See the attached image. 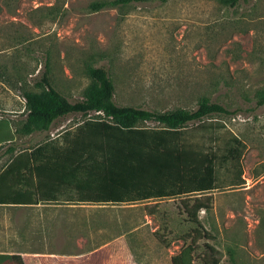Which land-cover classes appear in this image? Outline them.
<instances>
[{"label": "rangeland", "instance_id": "rangeland-1", "mask_svg": "<svg viewBox=\"0 0 264 264\" xmlns=\"http://www.w3.org/2000/svg\"><path fill=\"white\" fill-rule=\"evenodd\" d=\"M0 0V173L36 148H64L101 113L71 114L48 132L25 128V92L47 67L70 102L104 68L118 106L230 115L188 124L182 143L216 160L209 193L119 205L0 206L6 264H264V0ZM155 128L153 122L139 123ZM235 150L233 159L226 157ZM21 189H25L23 184Z\"/></svg>", "mask_w": 264, "mask_h": 264}, {"label": "trees", "instance_id": "trees-1", "mask_svg": "<svg viewBox=\"0 0 264 264\" xmlns=\"http://www.w3.org/2000/svg\"><path fill=\"white\" fill-rule=\"evenodd\" d=\"M131 1L156 0H113L91 7L97 10ZM239 1L225 2L234 7ZM88 74L91 84L81 100L70 102L60 94L51 84L47 67L35 84L40 92L23 94L28 133L48 132L55 121L71 114L95 112L104 117L79 124L64 148H36L25 154L26 175L20 163L9 164L0 174V204H136L209 193L216 188L215 164L220 157L187 149L182 131L208 116L230 115L227 109L207 100L199 102L193 111L155 112L118 106L107 71L89 68ZM256 105H264V90ZM144 122L158 126H138ZM234 153L229 149L226 157L233 159ZM21 184L26 188L21 189ZM13 259L19 258L0 254V264Z\"/></svg>", "mask_w": 264, "mask_h": 264}, {"label": "crops", "instance_id": "crops-1", "mask_svg": "<svg viewBox=\"0 0 264 264\" xmlns=\"http://www.w3.org/2000/svg\"><path fill=\"white\" fill-rule=\"evenodd\" d=\"M0 121H1V120H0ZM5 169H6V168H4V169L2 170V172H3ZM2 172H1V173H2ZM1 173H0V174H1ZM3 205H10V204H0V206H3Z\"/></svg>", "mask_w": 264, "mask_h": 264}, {"label": "built area", "instance_id": "built-area-1", "mask_svg": "<svg viewBox=\"0 0 264 264\" xmlns=\"http://www.w3.org/2000/svg\"><path fill=\"white\" fill-rule=\"evenodd\" d=\"M102 114V113H101Z\"/></svg>", "mask_w": 264, "mask_h": 264}]
</instances>
